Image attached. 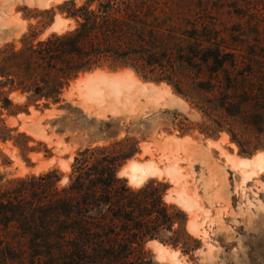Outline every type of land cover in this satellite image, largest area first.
<instances>
[{
	"label": "rangeland",
	"instance_id": "1",
	"mask_svg": "<svg viewBox=\"0 0 264 264\" xmlns=\"http://www.w3.org/2000/svg\"><path fill=\"white\" fill-rule=\"evenodd\" d=\"M68 1L76 8L85 2L0 0V60L73 30L75 21L60 12ZM153 2L165 25L189 34L188 52L202 49L196 57L187 52L189 65L178 69L180 93L108 62L79 74L54 103L22 90L25 69L0 67V195H23L18 181L50 172L60 190L78 152L105 148L119 165L116 177L131 190L155 188L170 216L131 260L140 254L146 264H264V0ZM214 46L219 64L207 55ZM126 71L134 83L120 76ZM95 72L109 79L87 82ZM151 163L167 175L133 185L121 171ZM13 226L0 225V239L15 249L24 240Z\"/></svg>",
	"mask_w": 264,
	"mask_h": 264
},
{
	"label": "trees",
	"instance_id": "2",
	"mask_svg": "<svg viewBox=\"0 0 264 264\" xmlns=\"http://www.w3.org/2000/svg\"><path fill=\"white\" fill-rule=\"evenodd\" d=\"M156 6L153 0H85L78 8L72 1L65 2L60 12L75 21L74 29L11 51L1 58L0 67L25 69L28 84L22 90L31 98L54 103L79 74L108 62L130 67L155 82H167L180 93L175 77L178 69L189 65L191 52L185 42L190 36L185 31L176 34V26L165 25L156 15ZM201 52L198 46L192 53L196 57ZM220 54L217 46L207 52L217 64ZM105 150L78 152L69 181L60 190L53 188L50 172L37 180L18 181L23 195H0V225L13 224L24 240L14 249L0 239L2 262L147 263L140 254L135 261L131 256L170 216L155 188L131 190L116 177L117 160L108 158Z\"/></svg>",
	"mask_w": 264,
	"mask_h": 264
},
{
	"label": "bare ground",
	"instance_id": "3",
	"mask_svg": "<svg viewBox=\"0 0 264 264\" xmlns=\"http://www.w3.org/2000/svg\"><path fill=\"white\" fill-rule=\"evenodd\" d=\"M127 72V71H126ZM130 73H123L122 74V72H121V77L123 76V77H125V76H127V77H129L130 79H131V81L133 80V78L131 77V75H129ZM118 75V74H117ZM85 77V76H84ZM103 77H105V78H108L109 79V77H107V76H104L102 73H100V72H95V73H93L92 75H90L89 74V76H86V78H85V80L88 82L89 80H91V81H94L95 79H98V78H103ZM85 80H79L78 81V83H81V82H85ZM107 80V79H106ZM136 80V79H135ZM77 83V82H76ZM116 83V82H115ZM133 83H134V80H133ZM103 84V83H102ZM105 84V83H104ZM140 84V83H139ZM106 85V84H105ZM94 86V85H93ZM107 86V85H106ZM109 86V85H108ZM107 86V87H108ZM117 86V85H116ZM153 86V85H152ZM91 87V86H90ZM89 87V88H90ZM95 87H96V85H95ZM107 87L105 88V89H107ZM119 87V86H118ZM113 90H114V88H113ZM115 92H116V90H114ZM119 91H120V88H119ZM119 91H117V92H119ZM218 144V143H217ZM231 146V145H230ZM143 149V148H142ZM143 153L144 154H149L150 155V152L147 150V149H144L143 150ZM152 154L154 155V153H151V156L150 157H152ZM166 154V153H165ZM163 156H165L164 154H162V157ZM155 157V156H154ZM154 157H153V159H154ZM157 158V157H156ZM151 159V158H150ZM259 159V158H258ZM156 160H158V158L156 159ZM170 160V159H169ZM168 160V161H169ZM162 161V160H161ZM160 161V162H161ZM240 161V160H239ZM255 161V160H254ZM148 162H149V160H148ZM153 162H154V160H153ZM166 162V161H165ZM241 162V161H240ZM135 163V162H134ZM144 163H146V162H144ZM159 163V162H158ZM164 163V162H163ZM162 163V164H163ZM168 163V162H167ZM166 163V164H167ZM255 163V162H254ZM259 163V162H258ZM161 164V165H162ZM253 164V163H252ZM132 165V164H131ZM140 165V164H139ZM164 165V164H163ZM170 165V164H169ZM169 165L168 166H166L165 167V169H167V167H169ZM171 165H172V162H171ZM236 165H237V163H236ZM259 165V164H258ZM262 165H264L263 163H262ZM158 166V165H157ZM160 166V165H159ZM165 166V165H164ZM171 167V166H170ZM169 167V168H170ZM246 167V166H245ZM168 168V169H169ZM174 168V167H173ZM172 167H171V170L173 169ZM163 169H164V167H163ZM165 169H164V173H166V172H171V170H168V171H166L165 172ZM175 173L177 172L176 170H177V168L175 167ZM174 170H172V174L174 175ZM121 171L124 173V175L125 176H127L128 178H129V181H130V183L131 184H133V185H140L143 181H145L146 179H148V178H152V177H157V178H160L161 176H165V175H167V174H163V172H162V170H160V169H158L153 163H151V164H146V165H140V166H129V165H127V167H125L124 166V168H122L121 169ZM179 171V170H178ZM121 172V173H122ZM120 174V173H119ZM171 173H170V178H171V175H172ZM177 175V174H176ZM174 178H175V176H173ZM178 177V176H177ZM173 178V179H174ZM175 180V179H174ZM176 185H177V183H176ZM179 185V184H178ZM179 197V196H178ZM186 200V199H185ZM180 202L182 203L183 201L180 199ZM184 206L186 207V208H190L189 207V205L187 204V202L184 204ZM191 209V208H190ZM159 245V244H158ZM160 246V245H159ZM156 247V246H155ZM161 248H163L162 249V251L165 249V246L164 247H162V246H160ZM157 248V247H156ZM155 249V248H154ZM170 250V249H169ZM167 253H168V251L167 250H165ZM165 251H163V252H165ZM161 252V251H160ZM159 252V253H160ZM172 253V252H171ZM173 254V257L175 256V254L176 253H172ZM163 255V254H162ZM159 256V255H158ZM177 256V255H176ZM175 258V257H174ZM172 259V258H171ZM174 260V259H173ZM175 261V260H174ZM174 263V262H173ZM175 264V263H174Z\"/></svg>",
	"mask_w": 264,
	"mask_h": 264
}]
</instances>
